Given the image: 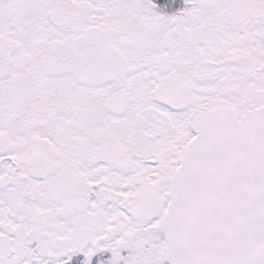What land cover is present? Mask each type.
<instances>
[{
	"label": "snow or ice",
	"instance_id": "obj_1",
	"mask_svg": "<svg viewBox=\"0 0 264 264\" xmlns=\"http://www.w3.org/2000/svg\"><path fill=\"white\" fill-rule=\"evenodd\" d=\"M0 264H264V0H0Z\"/></svg>",
	"mask_w": 264,
	"mask_h": 264
}]
</instances>
